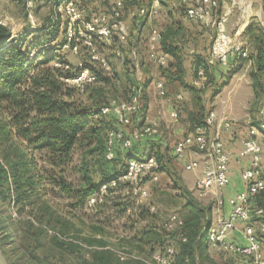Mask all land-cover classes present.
<instances>
[{
	"label": "trees",
	"instance_id": "16d2710c",
	"mask_svg": "<svg viewBox=\"0 0 264 264\" xmlns=\"http://www.w3.org/2000/svg\"><path fill=\"white\" fill-rule=\"evenodd\" d=\"M31 1L32 7L42 2L50 7L49 16L44 19L36 31L25 29L15 35L7 26L0 24V113L4 114L3 127H8V131H1L0 140H7L8 136L13 135L24 141L26 143L23 147L24 156L28 157L26 162H18L14 159L17 157L14 154V149L1 150L0 201L9 202L12 200L20 213L29 203L32 193L36 195L40 189L44 190L46 186L57 189L65 198L73 200L71 207L78 202L77 205L83 209L89 198L95 196L102 185L108 184L124 172L126 162L131 158L142 159L154 156L158 163V174L165 172V169L162 168L165 165L161 163V154L163 153L161 145L163 143L157 135L144 137L137 141L133 140L129 149H123L121 142L117 141L113 147V158L106 160L108 133L120 131V126L124 125L119 123L117 115L113 112L106 115L101 114V110L109 107L111 102L110 98L106 99L104 96L105 87L109 86V79L104 76L105 72L100 64L92 60L90 48L82 45L81 42L75 43L74 39L70 41L67 39V21L60 12H57L62 0ZM117 2L121 4L120 16L122 10H124L123 14L127 15L129 8L134 7L138 12L139 7L144 6L142 0H79L76 6L77 10L81 12L82 20L89 21L101 15H106L108 18L113 16V8ZM261 3L264 20V0H261ZM181 5L182 9L179 11L183 13L185 5ZM103 7L106 10L101 12ZM179 25L181 23H177V26ZM247 31L249 43L242 49L247 50L246 57H242L241 52H238L231 56L233 58L229 57L225 66L215 65L213 67L207 65V55L198 58L193 62V80L197 77L196 74L200 69L204 71L206 80L213 81L214 73L223 74L229 71L230 74H233L240 64L249 61L251 88L254 96L259 98L258 96L264 91V28L257 24H251ZM30 32L36 33V36L30 39ZM176 36L177 31L175 30L172 31L170 28L161 30L157 52L161 51V54L171 56L172 61L163 68L160 76L169 81L179 82L183 89L195 95L196 110L188 115L190 128L193 130L195 127L203 125L209 112L205 110L204 105L200 104L201 100L198 94L204 93L210 88H206V82L203 87H197L193 85V80L190 84L183 80L184 66L180 55L181 49L173 42ZM99 41L93 39V49H96L94 51L96 54H101L100 50L96 48L98 43H102ZM108 42L112 44V47L117 42L121 43L116 35H113ZM74 46H77L76 53L72 50ZM55 63L58 66H55ZM83 69L90 72L92 84L81 89L66 82L67 79L75 77ZM124 69L126 70L127 67ZM128 73L126 70L127 99L139 95L138 110L131 115L132 118L129 117L132 119L131 124L135 131L146 124L147 101L144 92L151 78L145 76L142 81L136 80ZM85 94L90 99L88 104L82 100ZM122 133L125 136H130V133ZM122 152H127L128 157H124ZM167 154L173 158L172 152L169 151ZM37 157L42 162L41 166L38 165ZM123 160L125 161L124 165L121 163ZM33 169L35 170V179L31 175ZM67 173L68 176L79 174L81 186H74V181H69V177L65 176ZM183 190L189 198L187 205L190 206V217L182 219V226L172 232H166L163 229L162 223L165 219L160 226L147 225L145 230L138 224L156 217L154 216L156 212H149L150 206L148 205L149 207L147 206L145 210L130 217V221H133L129 226L125 224L122 227L120 239L130 244L126 249L128 252L135 251L139 255L149 256L163 251L166 247H173L175 251L174 264H199L200 259L203 258L204 247H206L203 228L209 224V208L199 206L191 199V194L185 188ZM255 198L257 205L255 207L251 205L252 209L264 207V192L254 197V200ZM100 206L102 207V205ZM113 207L118 208L119 206ZM123 207L115 212V217L118 215H120L119 218L125 217L122 215L126 206ZM104 218L106 221L112 220V217ZM35 221L38 224H44L39 216H35ZM21 224L23 225L21 226ZM99 224L101 225L90 226V233L93 236L83 239V242L91 248L89 260H86L84 264H142L137 260L119 261L106 248L107 242L103 236L104 233L112 230L106 228V223L104 224L103 221ZM18 225L25 233V238L22 239L23 243L31 239V232L34 231L35 249L42 241L45 242L48 239L59 253L77 251L76 243L58 236L48 238L46 231L31 220L18 222ZM174 232L178 234L176 242L174 241L175 237L172 238L171 235ZM62 233V231L59 232L60 235ZM129 234L131 235L129 236ZM33 244L28 242L26 248L30 249ZM7 245L5 237L1 235L0 249L3 256L8 264H17L10 260L9 254L12 253V250L7 249ZM28 258L31 262L32 252L28 254ZM240 259L244 264H248L250 258Z\"/></svg>",
	"mask_w": 264,
	"mask_h": 264
},
{
	"label": "rangeland",
	"instance_id": "374dc122",
	"mask_svg": "<svg viewBox=\"0 0 264 264\" xmlns=\"http://www.w3.org/2000/svg\"><path fill=\"white\" fill-rule=\"evenodd\" d=\"M150 2L151 0H142L144 6ZM159 2L161 8L166 2L167 6L169 4V7H173L171 3H175L176 5L177 2L179 3V0H159ZM218 3L221 10L230 11L227 24L229 35L234 39L235 43L243 45V43L237 39V31H239L240 24L243 22L247 14H250V12H258L260 10L262 7L261 0H218ZM122 11L124 13V10ZM162 12L161 9L155 18H145L146 20L143 23L145 25L142 29H137V27L132 25V23L134 24L136 21H139V24L143 21V18L137 14L136 8L133 10V15L129 17L130 22L128 21L126 14H121L120 20H123L126 25L127 36L125 41H121V43L117 42L114 47L103 39L94 38L100 40L99 42H102L98 43L96 47L100 50L101 54H95V56L102 59L105 63L101 68L105 72L104 76L109 79V86L105 87L104 91L106 99L110 98L111 100L120 102H128L130 100L127 99L128 83L125 78L126 70L129 72L128 74L134 76L136 80L139 79L142 81L146 70L148 71L146 75L152 78L155 74L160 75L163 68L168 66V62L166 66H161L158 63L156 51L154 54H150V52L146 51L149 32L152 29L161 30L163 29L164 24H166V17L164 18ZM49 14L50 7L43 2L32 7L26 4V0H0V22L4 23L5 26L11 30L12 34L15 35L20 34L25 29L36 31ZM181 17H183V15ZM109 20L110 22L114 21V16H110ZM191 22L195 23L196 21ZM34 36H36V33L30 32L29 38L31 39ZM144 66L145 68H143ZM125 67H127L126 70L124 69ZM226 74H230L229 71H227ZM88 75H90V73H88ZM231 81L232 78L227 77L223 80H218L216 83H213L214 80H206V88H211L210 86H212L213 89H217V93H225V96L218 97L215 105L213 101V107H211V110L209 107L205 110L214 111L219 117L234 120L238 122L237 126H250L257 124L264 107V91L261 94L259 93V98H250L247 95V93L250 92L249 89H251L250 85L247 86L244 80L236 83ZM88 84H92V82H87L84 85V88H86ZM232 88L240 90L239 99L242 104L243 102L247 103L246 108H238L229 111V109L226 108V104L222 103L225 102L226 97L229 94L228 91ZM82 98L84 102L87 104L89 103L90 99L87 94ZM145 116H147V113ZM130 118H132V116ZM129 121L130 123L128 125H121L119 130L125 134L130 133L129 135H131L134 128L131 124L132 119H129ZM3 122H5L4 114L0 113V133L1 131H8V127H3ZM159 134L160 126L157 136ZM162 143L161 151L163 153L161 154V163L165 165L162 166V168L165 169V172H160L157 180L152 181L149 179H142L136 185L119 183L117 187L111 188L110 191L104 194L101 201L92 207L86 204L85 207L81 209L79 207L80 205H77L78 202L71 207L74 202L73 200L65 198L57 189L46 186L44 190L40 189L36 195H33L32 193L33 197L31 196L29 198V203L25 205L20 213L12 203V200L9 202L0 201V236L2 235L5 237L8 244L7 249L12 250V253L9 254L10 260L17 264H84L86 260H89V251L91 248L83 242V239L93 236L92 233H90V226H100L101 224L99 223L103 221L104 224L106 223L105 227L112 230L111 232L108 231L103 234L107 242L106 248H108L119 261H121L118 257L119 252H122L125 255L130 254V252L126 250L130 244L120 239L122 227L125 226V224H128L129 226L133 221H130V217H134L138 212L145 210L148 205L154 207L156 212L154 216L160 221H163L170 214H176L181 219L190 217V206L187 205L189 198H187L183 188L191 194V199L197 202L199 206L202 208H209V222L212 221L215 217V214L213 213L215 201L214 195L210 193L204 197L198 196V193L194 188V183L198 178L194 173L195 171H185L184 162L176 161L167 154V152L173 151L175 140H168ZM25 144L24 141L13 135L8 136L7 140H0V152L1 150L12 148L15 150L14 154L17 156L14 157V159L18 162H26L28 157L26 155L24 156L23 150ZM126 153L122 152L124 157H128V153ZM36 160L38 161V165L41 166L42 162L40 161V158L37 157ZM76 160L78 159L76 158ZM185 161L188 160L185 158ZM121 163L124 165L125 161L123 160ZM31 175H33L35 179L34 169L31 171ZM65 176L69 177V181H74V186H81L79 174L68 176L67 173ZM142 191L146 192L145 197L141 195ZM100 205H102V207ZM113 206L119 207L115 208ZM123 206H126L125 211L123 209L122 215V217H125L119 218L120 215L115 217V212L118 209L120 210ZM35 216H39L41 222L44 224H38L35 221ZM106 216L112 217V220L106 221L104 218ZM26 220H31L37 226H41V228L46 231L48 238L58 236L59 238L71 240L76 243L78 245L77 251L74 253H59L58 250L53 247L54 245L50 244L48 239L45 242L42 241V243L39 246H36L35 249V244H33L35 242L34 231L31 232V239L23 243L22 239L25 238V233L22 232L23 229L21 228L23 224L19 226L20 224L18 225V222H25ZM128 221L129 223H126ZM260 221L264 223V218L260 219ZM241 227L239 229L242 231L243 227ZM60 231L63 232L62 235L64 236L60 235L61 233L59 234ZM171 235L172 238L175 237V241L178 234L174 232ZM17 239L19 242H17ZM28 242L33 244L30 249L26 248ZM30 252H32L31 262L28 258ZM262 252L264 255V242L262 244ZM133 256L139 258L148 257V255L139 254ZM202 257L203 258L200 259L201 261H199V264H244L240 258L229 256L213 246L204 247ZM128 260L133 259L130 258ZM124 261L125 260L121 262ZM248 264L256 263L252 259H249Z\"/></svg>",
	"mask_w": 264,
	"mask_h": 264
},
{
	"label": "built area",
	"instance_id": "2783aa9c",
	"mask_svg": "<svg viewBox=\"0 0 264 264\" xmlns=\"http://www.w3.org/2000/svg\"><path fill=\"white\" fill-rule=\"evenodd\" d=\"M79 0H62L57 11L65 17L67 21V39L81 42L91 49L92 60L98 62L101 67L105 65L102 59L95 56L93 39L100 38L110 41L116 35L120 41H125L127 28L120 16V2L113 8L114 21L110 22L106 15L95 17L89 21H83L81 12L77 10L76 3ZM185 5L184 15L187 20L200 22L204 27L212 30V39L207 56L208 66H225L229 57L241 52L242 57H246L247 50L243 45L234 42V39L227 31L229 20V10H221L218 0H179ZM28 6H32L31 0H26ZM160 10L159 0H151L148 6H140L138 15L148 19L155 18ZM4 25V23H1ZM82 30V31H80ZM161 39V30L152 29L148 36V50L150 54L157 53V45ZM76 53L77 46L73 47ZM134 54V52H133ZM157 61L161 66L167 65V56L160 54ZM58 66V64H54ZM104 69V68H103ZM88 70H81L75 77L67 79L66 82L83 89L87 82H92L91 74ZM193 80V85L203 87L206 82L205 73L199 70ZM155 87L160 96L165 94L162 82H155ZM139 95H135L128 102L111 100L110 106L103 108L101 114L106 115L113 112L118 117L121 124H129V117L134 114L139 107ZM175 114L173 117L175 118ZM238 122L225 117H219L214 111H209L201 126L195 127L188 135L174 143L172 155L176 161L184 162V170L187 172L199 171L194 188L198 196L204 197L212 193L215 197L213 213L215 217L203 228L205 230L206 246L217 247L223 253L237 258H250L256 264H264L262 244L264 242V223L260 219L264 218V208L252 209L251 202L254 197L264 192V174L260 168L261 145L257 137L264 133V107L257 125L246 126L247 138L242 141V148L238 157H249V163L240 174L241 180L246 184V189L240 191L226 200L222 196V191L229 184V165L231 153L226 148L221 135L230 132L237 126ZM159 126L155 122H150L135 130L130 136H125L120 131H110L106 142V160L113 158L114 143L121 142L123 149L131 148L132 141L144 137H152L158 134ZM186 153L194 156V159L185 161ZM158 163L154 156L142 159L131 158L126 162L124 172L115 180L110 181L100 187L99 192L89 198L87 205L92 207L101 201L102 196L111 188L117 187L119 183L137 184L140 180L149 178L155 181L158 177ZM141 195L145 197L146 192ZM225 203L230 207V211L223 216ZM150 213H155L153 206L149 208ZM222 214V215H221ZM237 224H242V236L244 243L236 244L229 240ZM163 229L172 232L182 226V219L176 214H170L165 218ZM208 229V230H207ZM207 230V231H206ZM174 248L166 247L163 251L153 253L145 258L134 257V253H118L121 261L132 258L142 264H174Z\"/></svg>",
	"mask_w": 264,
	"mask_h": 264
},
{
	"label": "crops",
	"instance_id": "0c3cea01",
	"mask_svg": "<svg viewBox=\"0 0 264 264\" xmlns=\"http://www.w3.org/2000/svg\"><path fill=\"white\" fill-rule=\"evenodd\" d=\"M171 4L173 5V7L172 6L169 7V4L167 6V2H166L162 6V8L160 4V10L162 9L164 18L166 17V24H164L163 29L161 30H166V28L167 29L170 28L172 31L174 30L177 31V36L175 37L173 42L175 45H178V47L181 49L180 55L182 57V62L184 66L183 80L187 84H190L194 76L193 62L198 58H203L206 55L208 56L210 49L209 44H211V39L213 34H212V30L207 29L206 27L204 28V25L202 23L200 22L192 23L190 20H187L185 18L184 12L182 13V11H179L180 9H182V7L178 2L176 5L175 3H171ZM146 5L148 6L149 3H147ZM104 10L106 9H104L103 7L101 8L100 11L104 12ZM133 10L134 7H131L127 10L128 12L127 18L129 22H130L129 17L133 15ZM121 13L123 14V11ZM182 15L183 17H181ZM145 20L146 19H143L141 24H139V21H136L134 24L132 23V25L137 27V29H142L145 25L143 24ZM177 23H181V25L177 26ZM251 24H257L264 28L262 7L258 12H254V13L250 12V14H247L243 22L240 24L239 31H237L238 33L236 34L237 39L241 41L245 47H247L249 43L247 29ZM147 42H148V37H147ZM147 49H148V44L146 45V51L149 52V50ZM160 54L161 51L157 52L156 56ZM166 56H167V62L171 63L172 57L169 55ZM143 68H145V66ZM236 69L237 70L233 72V74H230L229 76H227L226 74L227 72H224L223 74L214 73L213 74L214 83H216L218 80H223L227 76L228 78H232L231 82H235V83L244 80L245 84L247 86L250 85L251 88V80L249 77L250 62L245 61L242 64H240L239 67ZM147 72L148 71L146 70V73ZM146 73L144 72L145 74L144 77L148 76L146 75ZM157 81H160L163 84L164 92H165L163 96L159 95L155 87V82ZM234 88L228 91L229 94L227 95L225 102H222L226 104V108L229 109V111L236 110L238 108L239 109L246 108L247 106L246 102L245 103L243 102L242 104L241 100L239 99L240 90ZM249 91L250 92H248L247 95L250 98L255 97L252 88L249 89ZM144 94H146V101H147V111H146L147 116L145 123L147 124L150 122H155L158 124V126H160V134L158 135V138H160L162 142H166L168 140H175L176 142L177 140L183 138L184 136L188 135L191 132L192 129L190 128L191 125L188 120V115L190 114V112L196 110L197 101L195 100L194 97L195 95L190 94L188 91L183 89L179 82L169 81L166 80L164 77L155 74L151 78L148 86L146 87ZM198 96L201 100L200 104L204 105L205 109L209 107L211 110V107H213L212 102L214 101V105H215L217 103L218 97L225 96V93L220 94L217 93V89L210 88L207 89L204 93L201 94L199 93ZM173 114L176 115L175 118L173 117ZM247 136L248 135H247L246 126H240V125L236 126L235 128H232L230 132L223 133L221 135V138L224 144L226 145V148L231 153V159L229 165V184L222 191V196L224 197L225 200L233 196L234 194L240 191H244L246 189V184L241 180L240 174L242 170L249 163L250 158L249 157L240 158L238 157V153L242 148V141L246 139ZM257 140L260 143L262 141V143L260 144L262 149L260 156V168L262 173L264 174V135L263 134L259 135L257 137ZM185 158L186 160H190V159H194V156L190 155L189 153H186ZM194 173L197 177H199L200 175L199 171H195ZM251 205L254 207L257 205L256 198L255 200L252 199ZM229 211H230V207L225 203V206L223 208V216H226ZM161 222L163 221L157 220L156 218L152 220L147 219L145 222L138 224V226L143 227L142 229L146 230L147 225L158 227L161 225ZM241 226L242 224H237L236 228L232 232H230L229 240L231 242H234L236 244L244 243L242 231L239 229ZM130 235L131 234H129V236ZM130 253L137 254L135 251H132Z\"/></svg>",
	"mask_w": 264,
	"mask_h": 264
},
{
	"label": "water",
	"instance_id": "95a60500",
	"mask_svg": "<svg viewBox=\"0 0 264 264\" xmlns=\"http://www.w3.org/2000/svg\"><path fill=\"white\" fill-rule=\"evenodd\" d=\"M208 230V229H207ZM206 230V231H207ZM0 264H8L0 249Z\"/></svg>",
	"mask_w": 264,
	"mask_h": 264
}]
</instances>
